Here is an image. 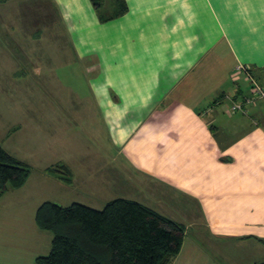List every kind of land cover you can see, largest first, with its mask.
Listing matches in <instances>:
<instances>
[{"label": "crops", "instance_id": "obj_1", "mask_svg": "<svg viewBox=\"0 0 264 264\" xmlns=\"http://www.w3.org/2000/svg\"><path fill=\"white\" fill-rule=\"evenodd\" d=\"M15 1L19 0H0L1 9L7 11ZM41 1L64 20L72 49L88 52L91 77L103 79L119 94L121 102L113 100L110 89L105 90L104 102L85 109L103 113L105 127L113 123L109 118L117 111L146 122L145 108L158 107L162 112L171 105L177 108L159 125L171 124L170 133H146L135 148L124 152L121 158L132 168L118 163L110 172L101 168L95 178L104 179L110 173L113 184L114 178L121 177L124 183L137 181L145 200L162 201L165 192L179 197L178 190L194 202L202 218L199 225L183 222L184 241L171 264L264 261V137L246 139L243 124L233 125L240 119L230 120L224 113L225 95L239 101L249 94L240 79H230L237 64L246 65L257 80L256 71L264 69V0H124L127 10L105 21L102 9H96L92 0ZM9 15L0 17L5 36L22 38L18 18ZM210 55L213 58L205 59ZM176 90L177 100L171 99L170 92ZM258 115L262 124L255 122L257 136L264 135L263 111ZM228 123L233 125L230 131ZM112 131V145H121L118 155L130 139L123 128L118 129L120 136ZM60 165L69 168V179L50 171L51 166L45 169L52 177L48 180L65 186L78 183L81 172H73L69 164ZM149 178L151 182L146 181ZM99 186L100 191L108 187ZM33 230V235L23 232L14 237V243L7 240L0 245L1 264H38L36 257L46 255L51 242L42 250L49 236L41 228Z\"/></svg>", "mask_w": 264, "mask_h": 264}, {"label": "rangeland", "instance_id": "obj_2", "mask_svg": "<svg viewBox=\"0 0 264 264\" xmlns=\"http://www.w3.org/2000/svg\"><path fill=\"white\" fill-rule=\"evenodd\" d=\"M98 1L104 6L105 12L115 9L113 0ZM10 4L11 6L8 4L9 7H6L7 11L0 6V17L7 18L11 16L9 14H15L18 25L24 29L20 34L24 36L7 38L3 30L5 26L0 23V145L28 164L30 174L25 185L12 190L15 192L7 191L0 200V245H6L3 243L8 241L7 244L14 243V237L21 236L23 232L33 235V228L40 231L35 223L34 210L46 200L64 206L80 202L103 209L114 198H136L183 225V222L199 225L202 217L197 214V206L178 190L179 197L167 194L164 187L165 198L162 201H157L156 197L145 200L144 194L138 193L137 181L124 183V178L121 177L122 181L114 178L113 184L110 173L104 179L95 178L101 168L110 172L118 163L123 168H132L129 161L127 164L121 158L124 152L135 148L138 139L146 133H170L171 124L159 125L162 124L161 119L166 121L171 116L169 114H175L177 108L171 105L165 112L158 107L145 108L149 112L146 122H142V117L127 118L124 116L126 111H117L109 118L113 123H108L109 127H105L103 113L85 109L104 102L102 95L105 90L110 89L114 101L121 102L120 96L103 79L91 77L86 62L91 57L85 49L77 53L72 49L70 36L63 26L64 20L58 17L50 4L41 0H19ZM208 57L213 58L210 55L205 59ZM220 72L222 74L223 71ZM256 74L258 82L264 87V69L256 71ZM230 79L232 82L240 79L244 87L250 88L251 81L244 74H238L235 78L231 76ZM174 94H177V90L170 92L171 99L175 100L178 97ZM167 96L164 99L166 104ZM154 101V106H157V98ZM248 110V115L242 111L224 113L230 120L240 119L233 125L239 127L243 124L246 139L263 138V134L257 136L253 130L257 126L255 122L262 124L258 112L262 110L264 113V100L248 105ZM127 123L132 126L126 125ZM233 125L228 123L227 129ZM121 128L130 141L124 145L122 153L117 155L121 145H112L110 132L113 134L114 130L120 136L118 129ZM230 136L233 137V134ZM160 143L165 141L160 140ZM113 153L116 154V160L113 159ZM96 155L99 156L98 160H95ZM60 163L69 164L73 172L82 173H79L81 177L78 183L65 186L61 182L48 180L52 177L45 173V169ZM137 176H141V173ZM146 181L151 182L152 179ZM99 184L108 187L100 191L102 186L98 187ZM98 191L104 193L101 195ZM106 191L109 193L106 194ZM41 233L49 236L47 242L46 239L42 242V250H45L46 245L49 247L53 234L47 230H41Z\"/></svg>", "mask_w": 264, "mask_h": 264}, {"label": "trees", "instance_id": "obj_3", "mask_svg": "<svg viewBox=\"0 0 264 264\" xmlns=\"http://www.w3.org/2000/svg\"><path fill=\"white\" fill-rule=\"evenodd\" d=\"M92 3L104 21L127 10L124 0H113L115 9L106 12L98 0ZM50 171L69 179L64 165ZM29 174L30 166L0 145V194L19 188ZM35 211L38 227L53 234L50 251L36 257L40 264H171L184 241L181 223L128 198H114L103 209L46 200Z\"/></svg>", "mask_w": 264, "mask_h": 264}, {"label": "built area", "instance_id": "obj_4", "mask_svg": "<svg viewBox=\"0 0 264 264\" xmlns=\"http://www.w3.org/2000/svg\"><path fill=\"white\" fill-rule=\"evenodd\" d=\"M234 70V77L238 76V74H244L246 78L251 81V84L249 94L244 95L242 99H239V101L234 99L229 94L225 96L228 101V104L226 105V112L232 113L242 111L243 113H247L248 105L254 104L257 100H264V87L253 77L251 70L248 69L246 65L238 63Z\"/></svg>", "mask_w": 264, "mask_h": 264}]
</instances>
